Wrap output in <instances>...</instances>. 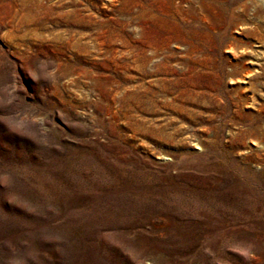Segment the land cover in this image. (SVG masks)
<instances>
[{"label": "rangeland", "instance_id": "1", "mask_svg": "<svg viewBox=\"0 0 264 264\" xmlns=\"http://www.w3.org/2000/svg\"><path fill=\"white\" fill-rule=\"evenodd\" d=\"M0 264H264V0H0Z\"/></svg>", "mask_w": 264, "mask_h": 264}]
</instances>
